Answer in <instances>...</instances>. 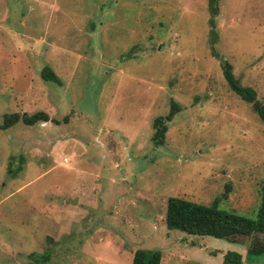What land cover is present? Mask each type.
<instances>
[{"label":"rangeland","instance_id":"obj_1","mask_svg":"<svg viewBox=\"0 0 264 264\" xmlns=\"http://www.w3.org/2000/svg\"><path fill=\"white\" fill-rule=\"evenodd\" d=\"M222 61L264 103V0H0V121L48 116L0 129V264H131L136 248L264 264L249 236L164 223L170 196L248 217L259 203L264 122Z\"/></svg>","mask_w":264,"mask_h":264},{"label":"trees","instance_id":"obj_2","mask_svg":"<svg viewBox=\"0 0 264 264\" xmlns=\"http://www.w3.org/2000/svg\"><path fill=\"white\" fill-rule=\"evenodd\" d=\"M207 2L209 8L215 7L216 0H207ZM220 67L227 86L241 99L250 103L253 111L264 122V103L256 99L254 90L239 83L231 72V66L226 61H222ZM41 76L45 80L57 81L56 76L48 68L41 70ZM179 108L177 104L171 102L168 113L152 119L151 140L155 146L162 144L167 123ZM47 120L48 116L43 111H36L30 114L25 112L5 113L0 121V129L8 128L18 121L26 125H32ZM164 223L167 228H175L186 234L207 235L224 240L233 239L235 236H249L250 241L246 247V254L263 255L264 187L260 191L259 203L253 217L219 208L216 199L209 204H201L184 198L170 196L166 199ZM39 258L44 260L46 254H42ZM159 260L160 251L158 249L145 250L136 248L131 257V264H159ZM222 264H241L239 254L236 252H225L222 255Z\"/></svg>","mask_w":264,"mask_h":264}]
</instances>
